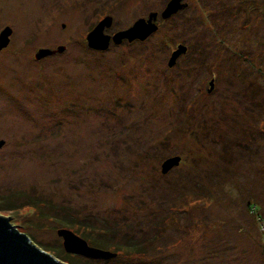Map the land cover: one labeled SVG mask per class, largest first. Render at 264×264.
<instances>
[{"label": "rangeland", "instance_id": "1", "mask_svg": "<svg viewBox=\"0 0 264 264\" xmlns=\"http://www.w3.org/2000/svg\"><path fill=\"white\" fill-rule=\"evenodd\" d=\"M169 1L0 0V216L66 264H264V0H181L164 18ZM154 14L147 38L112 40ZM60 215L148 251L66 252Z\"/></svg>", "mask_w": 264, "mask_h": 264}, {"label": "water", "instance_id": "2", "mask_svg": "<svg viewBox=\"0 0 264 264\" xmlns=\"http://www.w3.org/2000/svg\"><path fill=\"white\" fill-rule=\"evenodd\" d=\"M181 0H171L167 3L165 10L162 13V17L167 18L178 9L182 8ZM154 14L147 20L139 19L132 27L117 32L112 40L115 43H121L123 39L132 41L134 39H145L150 34L157 30V25L153 22ZM111 24L110 18H105L100 21L96 27L87 35V43L89 47L97 50H105L111 41L110 36L104 32L105 27H109ZM12 29L5 27L0 32V49L6 47L9 43V36ZM187 47L185 45H179L170 58L169 66H172L176 58ZM63 47H59L58 51H62ZM55 50L48 48H41L35 54L37 59L46 55L53 54ZM213 87V81L210 82ZM212 89V88H211ZM4 143V140H0V146ZM181 161L179 155L166 158L162 165L161 171L163 174L169 172L173 167L178 166ZM57 235L62 238V245L66 252L73 254H80L87 258L104 259L108 260L114 258L117 252L101 249L88 244L87 240L77 235L73 230L69 228H59ZM0 264H66L46 251L40 249L35 244L29 241L27 235L19 232L15 226H13L9 219L0 216Z\"/></svg>", "mask_w": 264, "mask_h": 264}, {"label": "trees", "instance_id": "3", "mask_svg": "<svg viewBox=\"0 0 264 264\" xmlns=\"http://www.w3.org/2000/svg\"><path fill=\"white\" fill-rule=\"evenodd\" d=\"M258 204L257 203H251L249 204V209L256 213L258 210ZM65 209V208H64ZM61 214V213H60ZM257 214V213H256ZM59 216V215H58ZM60 221L61 224H63L62 226L64 227H68L73 229L75 232L80 233V228L82 227L80 224L76 223V220L72 219V218H68L65 216L60 215ZM262 218V217H261ZM88 230V232H87ZM96 230L95 227L91 226V229H88V227H86V229L83 230L81 234V236L87 240L92 246H96L98 248L104 249V248H110L113 251L112 252H121L125 255L128 256H132V255H138V254H142L148 251L147 247H148V243L146 242H135V241H131L129 239L124 240L123 242H117V243H109L106 242L105 238H95L92 235V231ZM98 232H100L99 230H97ZM100 233H105V231H101ZM101 235V234H100ZM104 235V234H103ZM104 237V236H103ZM60 252H58L59 254ZM59 258H61L62 260L68 261L71 264H79L77 263V261L74 260L73 257L70 258L69 255L67 254H62L58 256ZM70 258V260H69ZM84 264H90V263H84Z\"/></svg>", "mask_w": 264, "mask_h": 264}, {"label": "flooded vegetation", "instance_id": "4", "mask_svg": "<svg viewBox=\"0 0 264 264\" xmlns=\"http://www.w3.org/2000/svg\"><path fill=\"white\" fill-rule=\"evenodd\" d=\"M187 50V49H186Z\"/></svg>", "mask_w": 264, "mask_h": 264}]
</instances>
